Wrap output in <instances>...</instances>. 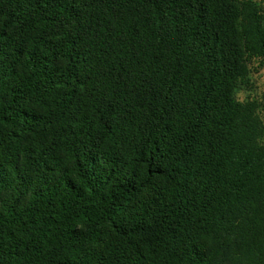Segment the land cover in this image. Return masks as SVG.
Instances as JSON below:
<instances>
[{"label": "trees", "instance_id": "trees-1", "mask_svg": "<svg viewBox=\"0 0 264 264\" xmlns=\"http://www.w3.org/2000/svg\"><path fill=\"white\" fill-rule=\"evenodd\" d=\"M260 0H0V264H264Z\"/></svg>", "mask_w": 264, "mask_h": 264}, {"label": "rangeland", "instance_id": "rangeland-1", "mask_svg": "<svg viewBox=\"0 0 264 264\" xmlns=\"http://www.w3.org/2000/svg\"><path fill=\"white\" fill-rule=\"evenodd\" d=\"M264 7V0H260ZM240 99H257L264 102V66L255 63L249 84L238 92Z\"/></svg>", "mask_w": 264, "mask_h": 264}]
</instances>
